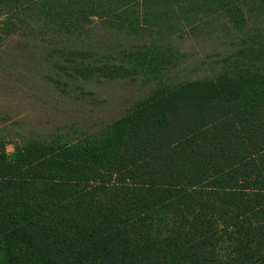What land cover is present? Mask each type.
<instances>
[{"label": "trees", "instance_id": "obj_1", "mask_svg": "<svg viewBox=\"0 0 264 264\" xmlns=\"http://www.w3.org/2000/svg\"><path fill=\"white\" fill-rule=\"evenodd\" d=\"M10 70L40 102L149 89L98 124L0 109V264H264V0H0Z\"/></svg>", "mask_w": 264, "mask_h": 264}, {"label": "rangeland", "instance_id": "obj_2", "mask_svg": "<svg viewBox=\"0 0 264 264\" xmlns=\"http://www.w3.org/2000/svg\"><path fill=\"white\" fill-rule=\"evenodd\" d=\"M177 44L184 51L193 54V59L211 52L228 50L224 40H186L178 41ZM1 46L3 47V43ZM23 84L24 80L17 76L15 70L0 74V109L11 114V117L19 123L18 126L8 123L9 128L17 130L22 128L35 132L50 130L69 120L84 121L87 124L108 122L149 89L147 85L140 83L103 82L96 86L95 95H79L81 99L71 102L66 99L57 102L46 96L42 97L45 102H40L29 92L20 91V89L27 91L30 88L29 85L24 87ZM7 150L12 151V147L8 146ZM225 247L224 244L223 248Z\"/></svg>", "mask_w": 264, "mask_h": 264}]
</instances>
